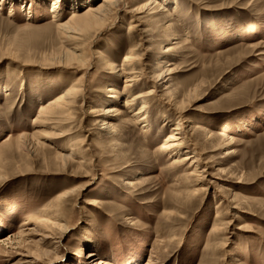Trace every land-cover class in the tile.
Instances as JSON below:
<instances>
[{
  "label": "rangeland",
  "instance_id": "obj_1",
  "mask_svg": "<svg viewBox=\"0 0 264 264\" xmlns=\"http://www.w3.org/2000/svg\"><path fill=\"white\" fill-rule=\"evenodd\" d=\"M115 1L74 42L82 63L66 58L57 17L105 0H0V264H264V0ZM123 68L136 73L130 97L173 74L130 112ZM72 87L70 115L61 102L39 121ZM109 106L125 113L111 131ZM177 126L175 156L205 161L209 192L162 150Z\"/></svg>",
  "mask_w": 264,
  "mask_h": 264
},
{
  "label": "bare ground",
  "instance_id": "obj_2",
  "mask_svg": "<svg viewBox=\"0 0 264 264\" xmlns=\"http://www.w3.org/2000/svg\"><path fill=\"white\" fill-rule=\"evenodd\" d=\"M54 1H56V2L53 3L54 4V8L53 9H54V11H56L58 9V5H60V2L62 0H54ZM119 2L120 1H115V0H110V1H106L105 0V2L101 3L100 5H97V6L94 5V6H91L90 8H87V11H85L83 13H80L78 11H74V15L71 17V19L69 21H65V22L60 21V17L59 18L57 17V19H59L57 21V27L60 30V33L62 35L64 44L68 47V50H65L66 51L65 52L66 58L70 59L71 61H77V62H82L83 61L81 59L82 57L80 55H78V52H80V49H79V47L77 45H74V42L78 40V37H80L83 34V32L93 31L98 26H101L102 24H104L105 19L108 17V15L111 13V11L114 8L117 7V4ZM151 2L150 3H147V4H143L144 6L140 7L136 11L137 14L143 13L142 11H144L147 8L149 9L153 5V4H151ZM155 8H156V6H155ZM154 10H156V9H154ZM158 11L159 12H153L152 15H155L156 16L158 13L164 12L163 10H158ZM131 12H133V11H131ZM152 18L154 19V17H152ZM136 27L137 26H133L130 29H133L134 30ZM171 27H172V24L168 25L167 28H166V30L170 29ZM173 45L175 46L177 44L174 43ZM169 48H167V51L166 50L165 51L166 52H171L175 47L173 48V47H170L169 46ZM136 50H137V48H134L133 47V49L130 51L129 56H127V58H126V62L128 64L127 66H129V67H131V65L138 59V57H137L138 55L135 53ZM82 63H84V62H82ZM120 71L121 72H119L120 73L119 77H123L124 76V78H125V75L127 76V79L125 81V87H124V90L122 92V94L125 95L126 98L124 100L125 103L122 104V105H123V108L124 109H129L130 112L134 109L135 105L138 102H140L141 100L143 101V99L146 98V97L155 95V93L157 92L158 88L161 87L162 83L169 82L171 80V77H169V76L173 74V70L172 69H168V68L167 69L166 68L164 69L163 68V71L160 74H158L157 76H152V78H151V82L153 84L151 86L152 89H150V91L146 95H141V94L140 95H137V94H135L136 96L130 97L129 96L130 95V90L134 87V85H135L134 83L137 82V78L135 76L136 73H134L133 70H130V72H129L128 70H126L124 68H123V70H120ZM132 73H133V76H132ZM111 91L112 92H116L114 90H111ZM75 93H78V92L75 91L74 87H72L69 90H67L64 94H62L61 97H59L58 99H56L52 104H49V105H46V106L45 105L42 106L41 113H40V115L38 117V120L40 121V119H43L45 115L47 116V114L58 115L59 113L56 111L57 109L55 108V106H56V104L59 105L61 102L64 105L63 106V110H62V114H65L66 113V114H69L70 115V112L72 111L70 109H71L72 105L74 103H76L75 102V99H76L77 96H76ZM111 97H113V96H111ZM113 98L117 99V96H114ZM147 111H148L147 104H143V106L141 107V109L138 112H136V114L134 116L135 124L144 125L143 127H145V128L148 127L149 124H148V119H147V116H148L147 115ZM123 114H125V113L122 110L116 108L115 106H109L108 108L106 107V109L104 108V112L102 114H100V116H104V119L101 121L102 129H106L108 131H111L113 129V126H112V123H111L110 119L113 118V117H116V116L117 117L118 116H122ZM88 115L89 116L93 115V117H97L98 116V112L97 111H92V109H91V111L88 112ZM60 118H62V117H60ZM180 131H182L181 130V126H179V127L177 126V128H175V129H173L171 131V133L166 138V140H165V142H164V144L162 146V150H164V151H166V152H168L170 154H173L174 156L175 155L178 156L181 153L180 152V149L182 148V146L185 143V138L182 137V134H181ZM36 137H38V136L36 135ZM63 137H64V134H63ZM43 138H45V137H43ZM33 140L36 141L35 137H34ZM40 140H38V138H37L38 143H41V142H39ZM177 156H175V159H174L175 160L174 162H175L176 165H187V164H190V166H189L190 168L191 167H194L195 168L194 171L191 174H188L185 177L186 180H188V181L192 182L193 184H196L197 185V188L194 190V193L197 194V193L209 192L211 190V186L214 183L212 182V180H208V183L209 184L206 185V186L203 185L204 182H206L207 180H206V177L204 178L200 174L201 173V171H200V169H201L200 168V165H201V163H205V161L204 160L202 161V159H200V158L196 159L194 157V155H187V156L184 155L183 157H181V156L180 157H177ZM61 159L63 161H65V162H67V160L65 159V156H61ZM206 170L205 171L202 170V171L203 172H208ZM2 177H3V175H2ZM220 189H221V187H219V190ZM69 194H70V192L60 194L57 197L56 201L58 203H60L61 200L63 198L68 197ZM232 201H234V200H232ZM232 209H238V208L237 207H233ZM47 227L49 228V226H47ZM58 227H59V231H61V232H65L66 231V228H65L64 225H61V226H58ZM217 228H215L214 231H217ZM50 232H51V230H50ZM48 239H50V237L45 235V236H42V239L40 241H41V243L42 242L45 243ZM53 240H54V238H53ZM27 256L29 258L31 257L30 255H27ZM24 257H26V256H24ZM92 257H95V256L93 255Z\"/></svg>",
  "mask_w": 264,
  "mask_h": 264
}]
</instances>
